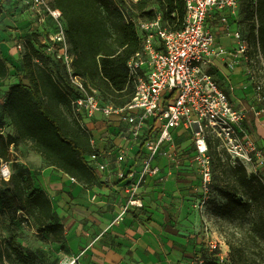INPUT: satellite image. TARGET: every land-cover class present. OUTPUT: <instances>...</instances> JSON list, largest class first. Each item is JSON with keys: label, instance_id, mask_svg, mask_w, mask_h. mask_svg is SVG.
Listing matches in <instances>:
<instances>
[{"label": "trees", "instance_id": "obj_1", "mask_svg": "<svg viewBox=\"0 0 264 264\" xmlns=\"http://www.w3.org/2000/svg\"><path fill=\"white\" fill-rule=\"evenodd\" d=\"M119 2L126 3L125 0H52L65 22L66 39L74 56V73L85 78L104 103L116 107L132 99L134 87L127 63L141 50L137 28L127 20V13L120 8ZM153 2L159 7L161 21L169 30L183 28L185 0H139L130 1L129 5L134 15L145 14L152 20L157 16L150 8ZM252 8L253 13L248 16L253 24L249 37L255 47L258 45L264 62V0H256ZM42 56L36 41L24 44L21 76L17 83L8 86L1 107L0 125L6 119L13 134L0 132V162H12L18 146L28 143L30 151L50 166L78 184L90 186L97 177L89 166V158L97 150L91 144V135L70 115L66 79L64 83L62 76L38 65L35 60H41ZM9 78V69L0 55V82ZM207 146L209 153V148L218 149V142L207 139ZM218 152L225 155L227 161L222 162L217 157L220 169L217 190L227 202L216 207L217 215L227 216L231 209L252 212V231L264 241L263 179L248 173L239 163L233 165L222 150ZM18 212L23 213L26 222L30 221L39 232L57 243L62 241L64 227L53 215L50 198L43 190L34 188L29 169L13 162V172L8 179H0V219ZM14 253L0 240V264H14ZM18 258L23 259L20 254ZM213 263L218 264L214 260Z\"/></svg>", "mask_w": 264, "mask_h": 264}, {"label": "built area", "instance_id": "obj_2", "mask_svg": "<svg viewBox=\"0 0 264 264\" xmlns=\"http://www.w3.org/2000/svg\"><path fill=\"white\" fill-rule=\"evenodd\" d=\"M6 1L0 0V6H5ZM240 1L185 0L184 26L177 31L169 30L160 15L152 20L126 15L137 28L141 50L127 63L134 87L132 99L126 105L116 107L104 103L99 92L85 78L74 73V56L66 39L65 22L62 13L53 7L52 0H19L38 23L50 21L56 26L55 37L50 40L60 45L57 59L65 73L70 115L83 131L91 135L93 147L95 142L90 124L98 115L106 119L118 118L128 126L122 136L140 142L145 154L143 168L140 172L126 174L127 178L135 180L134 191L148 176L159 173V169L153 166L154 159L163 144L173 143V131L177 129L190 131L193 135L194 160L199 165L206 191L211 183L207 139L216 140L218 150L225 152L233 165L239 163L245 168L264 166V152L245 128L246 111L232 105L209 72L216 58H232L234 62L248 59L251 45L239 28L233 29L235 48L226 51L216 47L214 34L207 27L211 11L219 13L221 22L227 23L236 15ZM251 3L255 7L256 0ZM256 53L262 60L258 45ZM35 62L38 64V60ZM255 84V90L260 92L261 85ZM253 112L256 117H264L263 107L254 108ZM195 125L198 131H195ZM146 132H149L147 136ZM150 134H153L151 138ZM99 156L97 152L90 156V167L99 161ZM99 169H104V165H99ZM2 175L8 178L9 170L2 169ZM69 179L76 183L73 178ZM133 206L140 205L137 200L130 199L122 214ZM207 239L204 241L213 260L218 264L229 263V248L220 240Z\"/></svg>", "mask_w": 264, "mask_h": 264}, {"label": "crops", "instance_id": "obj_3", "mask_svg": "<svg viewBox=\"0 0 264 264\" xmlns=\"http://www.w3.org/2000/svg\"><path fill=\"white\" fill-rule=\"evenodd\" d=\"M240 7L238 5V9ZM210 15L221 22L219 13L211 11L208 18ZM231 28L237 27L233 23ZM209 29L214 34L217 48L233 49L225 34L229 31L228 25L217 31ZM226 44H230L229 48ZM0 55L4 60V53ZM228 64L229 60L216 58L209 72L232 105L246 111L245 126L252 122L247 128L264 150V117L254 115L255 92L247 84L242 70H230ZM11 84L14 83L9 79L0 82V116L5 93ZM10 130L8 133L13 134L12 127ZM177 133L178 129L173 131L174 136ZM106 138L108 140L94 146L100 158L92 167L97 180L90 186L72 183L67 175L32 151L18 156V162L28 167L34 188L43 190L50 198L53 215L64 227L61 259L66 264H187L185 257L191 242L184 227L180 226L187 219L193 221L194 217L193 209L186 201L185 188L182 189L187 185V178L163 170L165 163L156 156L153 166L159 169V173L148 176L134 191L135 180H130L126 174L129 171L140 172L143 168L145 154L139 146L140 142L116 134ZM114 139L117 141L114 142ZM165 145L172 144H163L161 149ZM131 151H135L137 156H130ZM30 158L38 160L39 168L34 169L36 172L30 168ZM99 165H104V169L100 170ZM130 199L137 200L140 206L129 207L122 214Z\"/></svg>", "mask_w": 264, "mask_h": 264}, {"label": "rangeland", "instance_id": "obj_4", "mask_svg": "<svg viewBox=\"0 0 264 264\" xmlns=\"http://www.w3.org/2000/svg\"><path fill=\"white\" fill-rule=\"evenodd\" d=\"M125 1L126 3H118L120 8L127 15L138 17L130 9V0ZM251 4V0H241L239 5L242 7L239 8L240 10L238 9L239 13L237 10L235 18L232 17L227 23H223L216 21V17L210 15L207 24L209 28L212 30L216 29V31L220 28H226V25H228L229 31H225V34L227 40H230L233 44L235 42L232 40L233 28L231 27L234 23L248 39L251 45L248 59L246 61L238 60V62H234L232 58H228L229 64L227 67L230 70H242L247 84L255 92L256 108H264V62L258 57L256 47L249 37L250 29L253 25L248 20V16L251 12L253 13V6ZM4 5L0 6V54L3 55L4 53V61L10 72L9 80L13 83L19 81L21 76L20 71L22 70L21 57L24 53V44L27 41L34 40L38 43L39 49L43 53L42 59L38 60V65L48 68L54 75L62 76L60 78L64 79L63 82L65 83L64 69L57 59L60 45L54 44L50 40L51 37H55L56 26L50 21L42 24L38 23L30 11L21 6L19 0H7ZM150 8L154 11L155 15H161V11L156 3H151ZM139 16L142 20L148 18L145 14H140ZM232 44L231 48L234 49L235 46ZM229 46L226 44V47L229 48ZM255 83L261 85L262 90L260 92L255 90ZM257 98L260 99L257 100ZM1 123L0 132L4 135L8 134V131H11V127L6 122L1 121ZM251 123L250 121L249 126ZM249 126H245V128L253 138L255 135L249 131V128H247ZM90 128L94 142L97 145L99 142L102 143L103 140H108L106 138L107 135H111L112 137L116 134L123 138L122 135L126 133L128 126L118 118L106 119L98 115L96 119L92 120ZM148 133L146 132V136ZM153 134H150L149 138ZM177 134V136L173 135L172 145L163 146L157 156L158 160L165 163L163 170H166L168 173L172 172L174 175H185L184 177L188 181L187 185L182 187V189L185 188L184 191L187 194L186 201L190 203L194 217H192L193 221L187 219L185 224H180L181 227H184L183 230L191 242L188 244L191 247H187L190 251L185 257L187 264H214L212 253L207 244L203 242L206 238H208L207 241L220 240L229 248V264H264V241L252 231L254 214L249 211L231 209L227 216L221 217L217 215L216 207L227 202L217 190L219 186L218 177H220V169L217 167V157L221 158L222 162H226V156L219 155L218 149L209 148L212 182L211 187H207L206 191L202 186L199 165L194 160L195 149L192 133L178 129ZM115 140L113 141L115 142ZM255 141L258 148L264 151L260 141ZM29 151L30 145L28 143L21 144L18 146L16 152H13L12 162L6 163L1 161L0 179H8L7 176L2 175V169H8L11 174L13 172V162L22 165L18 162V156H24ZM129 155L132 157L137 156L135 151L129 152ZM29 161L32 166L30 168L36 172L34 169L38 170L39 168L38 160L30 158ZM246 169L248 173L259 175L264 181V166L255 165ZM216 178L217 180H214ZM179 185L184 184L179 183ZM26 219L27 217L21 212L6 214L0 219L1 244L6 245L13 253L15 251L13 254L14 264H66L61 259V251H63L62 242L57 243L50 236L39 232L36 227L30 224V221L26 222ZM19 254L23 259L18 258Z\"/></svg>", "mask_w": 264, "mask_h": 264}, {"label": "water", "instance_id": "obj_5", "mask_svg": "<svg viewBox=\"0 0 264 264\" xmlns=\"http://www.w3.org/2000/svg\"><path fill=\"white\" fill-rule=\"evenodd\" d=\"M195 131H198V128H197V126L195 125Z\"/></svg>", "mask_w": 264, "mask_h": 264}]
</instances>
